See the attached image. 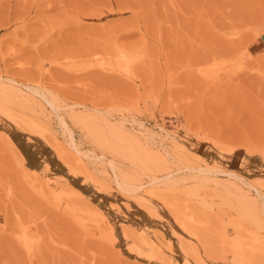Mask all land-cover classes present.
<instances>
[{
  "label": "rangeland",
  "instance_id": "rangeland-1",
  "mask_svg": "<svg viewBox=\"0 0 264 264\" xmlns=\"http://www.w3.org/2000/svg\"><path fill=\"white\" fill-rule=\"evenodd\" d=\"M0 78V264H264V0H0Z\"/></svg>",
  "mask_w": 264,
  "mask_h": 264
},
{
  "label": "bare ground",
  "instance_id": "bare-ground-1",
  "mask_svg": "<svg viewBox=\"0 0 264 264\" xmlns=\"http://www.w3.org/2000/svg\"><path fill=\"white\" fill-rule=\"evenodd\" d=\"M37 1H39V0H37ZM9 3V2H8ZM0 79H2V78H0ZM22 86V84H18L17 82H15V81H13V80H7V81H5L4 80V82L2 83L1 81H0V89L1 90H3V92L4 93H6V95L7 94H9V95H11V96H14L15 98H22V99H27V95L26 94H23V91H21L20 89H18V88H15V86ZM22 87H26V89H28L29 91H31V92H33V93H35V94H39L41 91L39 90V89H36L35 87H33V86H29V85H23ZM22 87H20V88H22ZM3 88V89H2ZM0 94H3V93H0ZM8 95V96H9ZM2 96V95H1ZM11 96H10V98H11ZM42 96V98H44L47 102H49V104H50V106H51V108H52V110H53V112L59 117V120H60V123H61V125H62V127H63V129L66 131V133L68 134V136H69V138H70V142H71V140H72V133H71V131L68 129V126H67V124H66V122H65V119H64V117L61 115V109H62V107L59 105V104H57L54 100H48L47 99V96L45 95V94H42L41 95ZM3 98V97H2ZM4 98H6V100H7V97L5 96ZM13 98V97H12ZM5 100V101H6ZM28 101V100H27ZM85 107V106H84ZM97 109V108H96ZM95 109V110H96ZM100 112V111H99ZM89 114V113H88ZM92 114V113H91ZM92 117V116H91ZM79 120V119H78ZM122 120V119H121ZM71 145H72V143H71ZM70 146V145H69ZM77 151V153H80L81 151H78V150H76ZM64 153V152H63ZM86 155V154H85ZM81 156V155H80ZM82 157H84V156H82ZM88 156L86 155V157H85V159L87 158ZM112 164V163H111ZM185 168H187V170L189 169V170H192L191 168H188V167H185ZM195 169V168H194ZM199 169H201V168H199ZM197 170H198V168H197ZM202 170V169H201ZM204 173L206 172V173H212V172H217V170H212V169H204V170H202ZM222 172V173H226L225 175H228V176H231V177H234V178H236V179H240V180H242L241 178H239L236 174H234V173H231V172H228V171H224V170H218V172ZM198 172H201L200 170H198ZM202 172V173H203ZM217 174V173H216ZM219 174V173H218ZM223 175V174H222ZM118 179V185L120 186V187H122V188H125V189H127V190H129V191H132V192H139L142 188L141 187H128V186H126L122 181H121V179L120 178H117ZM170 179V178H169ZM169 179H167L168 181L167 182H170V181H172V180H169ZM155 182H157V180H153L152 181V183H155ZM241 182H243L244 183V181H241ZM40 183V182H39ZM171 183V182H170ZM245 184V183H244ZM41 185V184H40ZM251 185V184H250ZM249 187V186H248ZM252 187V188H251ZM249 188H251V189H256V191H257V193H258V195H259V197H260V199H261V209L263 210V212H264V192L262 191V190H258L257 189V187L255 188L254 187V185H252V186H250ZM43 191V190H42ZM44 193V192H43ZM256 193V194H257ZM139 194V193H138ZM263 212H262V214H263Z\"/></svg>",
  "mask_w": 264,
  "mask_h": 264
}]
</instances>
